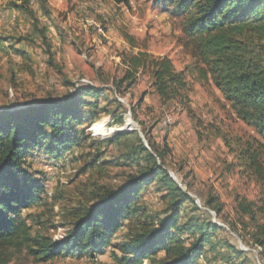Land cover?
<instances>
[{
    "label": "rangeland",
    "instance_id": "1",
    "mask_svg": "<svg viewBox=\"0 0 264 264\" xmlns=\"http://www.w3.org/2000/svg\"><path fill=\"white\" fill-rule=\"evenodd\" d=\"M180 24L172 10L164 11L151 0H129L128 5L114 0H0V108L18 109L44 98L67 97L80 86L104 90L99 100L87 98L97 102V108L84 110L92 121L80 127H89L86 132L98 144L101 163L91 165L94 154L83 146L59 159L35 152L26 165L34 181L45 186L40 204L21 215L33 238L61 241L72 228L73 213L90 203L96 187L118 189L137 173L145 155L138 161L134 152L139 140L148 146L145 131L160 151L167 146V171L181 187H189L191 197L206 213L201 214L223 228L216 235V245L208 247L206 257L196 264H210L214 259L225 263L227 243L248 253L246 263L264 264L261 248L242 230L235 210L237 197L256 200L259 188L238 169H232L234 155L225 141L235 144L257 135L238 120L211 82L198 78L189 52L179 44ZM124 34L134 36L140 47L155 56H169L177 71L187 70L190 113L173 103L162 106L147 77H142L126 96L115 93L113 80L124 71L120 55L139 51L131 48ZM21 39L24 41L19 43ZM118 117L125 124L132 121L138 130L107 146L105 142L121 127ZM101 125L113 134L97 135L93 128ZM158 189L157 185L148 188L141 201L159 212L164 205L160 202L163 192ZM211 201L215 203L210 206ZM217 204L222 208L220 214L212 209ZM185 209L189 214H199L191 204ZM122 235L120 232L114 244L123 242ZM10 254L9 264H121V254L111 246L96 259L76 255L47 263L26 249H14Z\"/></svg>",
    "mask_w": 264,
    "mask_h": 264
},
{
    "label": "trees",
    "instance_id": "2",
    "mask_svg": "<svg viewBox=\"0 0 264 264\" xmlns=\"http://www.w3.org/2000/svg\"><path fill=\"white\" fill-rule=\"evenodd\" d=\"M114 1L129 4V0ZM151 2L164 11L172 10L180 19L179 44L189 52L198 78L211 82L238 120L253 128L257 135L255 139H240L235 144L225 141L234 155L232 169H238L259 188L256 200L237 197L235 210L242 230L261 248L259 254L264 263V0ZM123 38L133 50L139 51L120 55L124 71L113 80L115 93L126 96L142 77H147L162 106L173 103L190 113L191 84L187 70L177 71L169 56L151 54L138 45L134 36L124 34ZM103 93L96 86H80L67 97L44 98L18 109L0 108V264L11 262L10 251L14 249H26L38 261L47 263L76 255L96 259L110 246L121 254V264L145 261L196 264L206 257L208 247L216 245V235L223 228L201 214L206 213L191 197L189 187H181L167 171V146L160 151L145 131L150 150L139 140L135 159L139 161L141 155L145 156L137 173L130 175L118 189L96 187L90 203L73 213L72 228L61 241L32 237L31 228L21 215L40 204L45 186L34 181L26 165L35 152L59 159L83 146L94 154L91 165L101 163L103 156L98 144L86 132L89 127H80L92 121L86 118L84 110L97 108V102L87 98L99 100ZM118 124H125L122 117H118ZM131 135L119 133L105 144L114 145ZM153 185L163 192L160 202L164 208L159 212L152 204L141 201ZM214 203L211 201L209 205ZM186 204L193 205L199 214L194 211L189 214ZM212 209L217 214L222 211L219 204ZM120 232L123 242L114 244ZM226 249L225 263L214 259L210 264L235 260L248 264L244 261L248 253L230 243Z\"/></svg>",
    "mask_w": 264,
    "mask_h": 264
},
{
    "label": "bare ground",
    "instance_id": "3",
    "mask_svg": "<svg viewBox=\"0 0 264 264\" xmlns=\"http://www.w3.org/2000/svg\"><path fill=\"white\" fill-rule=\"evenodd\" d=\"M122 129H124V125L121 127H118L116 132L120 131ZM93 131L96 132L97 135L103 136V137L110 136L113 134V130L108 129L105 125H101V126H98L96 128H93Z\"/></svg>",
    "mask_w": 264,
    "mask_h": 264
},
{
    "label": "water",
    "instance_id": "4",
    "mask_svg": "<svg viewBox=\"0 0 264 264\" xmlns=\"http://www.w3.org/2000/svg\"><path fill=\"white\" fill-rule=\"evenodd\" d=\"M134 130H138L137 125L134 124L132 121H128L126 124H124V129L117 131V134L123 133V132H132ZM146 147H147V149H150L149 146L146 145Z\"/></svg>",
    "mask_w": 264,
    "mask_h": 264
}]
</instances>
